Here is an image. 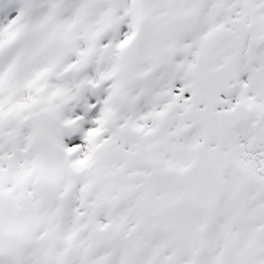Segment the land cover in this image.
<instances>
[{
  "label": "snow or ice",
  "instance_id": "6c2138e0",
  "mask_svg": "<svg viewBox=\"0 0 264 264\" xmlns=\"http://www.w3.org/2000/svg\"><path fill=\"white\" fill-rule=\"evenodd\" d=\"M0 264H264V0H0Z\"/></svg>",
  "mask_w": 264,
  "mask_h": 264
}]
</instances>
